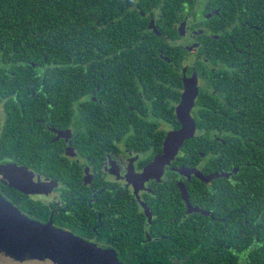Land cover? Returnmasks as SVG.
<instances>
[{"label": "flooded vegetation", "instance_id": "1", "mask_svg": "<svg viewBox=\"0 0 264 264\" xmlns=\"http://www.w3.org/2000/svg\"><path fill=\"white\" fill-rule=\"evenodd\" d=\"M99 1L95 9L110 14L100 18L92 30L106 28L125 17L116 15L120 11L117 6ZM194 3L184 11L178 10V16L169 21L176 34L166 40L172 46L184 48V59L176 56L171 59L160 53L159 48L158 53L152 54L141 53L147 52L142 48L137 49V54L126 52L136 46L84 55L83 69L77 78L79 95L72 99L68 94L63 110H55L60 87L53 83V78L47 91L38 87L37 82L44 83L48 71L16 69L20 64L16 63L14 54H10V63L6 64L0 53V166L14 165L42 186L40 192L26 194L11 187L9 178L0 174V194L22 215L116 254L124 252L132 239L146 246L163 235V230L152 229L158 217L156 211L161 213L162 207L175 213L176 232L180 233L184 218L192 215L182 198L180 183L185 186L190 204L200 210L199 214L219 212L229 216V207L199 197L195 188L197 182H202L212 196L224 185L215 181L226 177L205 183L196 174L189 178L173 170L192 169L201 176L231 174L243 168L236 166L230 147L240 148L241 157L247 155V149L250 154L256 152L251 139L226 133L224 127L216 128L219 122L212 123L209 116L211 100L217 93L210 76L215 66L199 53L206 23L215 11L207 6V0ZM162 7L149 0L141 7L131 5L130 10L141 15L144 33L162 38L160 27L165 24L161 21ZM91 59L93 72L89 69ZM186 68L193 69L198 79V95L190 112L195 135L164 166L161 180H149L136 191L128 178L129 170L139 174L148 169L164 154L168 135L182 128L177 108L185 92ZM22 75H27L34 86H22ZM35 101L43 109L33 111ZM94 125L105 126L106 137L92 130ZM117 125L123 127V133L110 134L108 126ZM12 126L16 132H28L15 151L6 144ZM104 137L108 144L87 149L91 145L89 141H102ZM28 140L30 145L23 143ZM243 164L253 168L251 162ZM235 175L228 179L230 186L236 185ZM175 195L178 198L174 199ZM223 219L226 218L217 217L218 221Z\"/></svg>", "mask_w": 264, "mask_h": 264}, {"label": "trees", "instance_id": "2", "mask_svg": "<svg viewBox=\"0 0 264 264\" xmlns=\"http://www.w3.org/2000/svg\"><path fill=\"white\" fill-rule=\"evenodd\" d=\"M148 1L105 0L101 4L117 6L120 11L116 15L125 17L95 31L92 27L99 19L110 14L95 9L100 5L99 0H0L2 60L9 64L8 57L14 54L16 63L20 64L16 69L48 71L45 82H37L38 87L47 91L53 78V83L60 87L55 110H63L68 94L72 99L79 95L77 78L83 69L84 55L136 46L126 52L137 54V49L142 48L147 52L141 53L152 54L158 53L159 48L160 53L171 59L172 56L185 58L182 46H172L166 40L176 34L169 21L178 16L181 8L184 11L186 6L195 5L196 0H154L156 5L164 6L162 38L144 33L141 15L130 10L131 5L141 7ZM207 6L215 12L206 23L199 54L215 66L210 76L217 93L211 100L209 116L212 123L219 122L216 128L224 127L226 133L251 139L256 152L250 154L247 149V155L241 157L240 148L230 147L236 166L243 169L215 174L217 178L227 179L215 181L224 185L212 196L204 183L195 184L199 197L214 205H226L231 210L229 216L219 212L206 215L192 212L184 218L178 233L175 213L162 207L161 213L156 211L158 217L152 229L163 230V235L146 246L132 239L124 252L116 254L123 264H264V0H207ZM208 34L215 36L207 38ZM89 69L94 71L93 60ZM21 78L22 86H34L27 75ZM34 105L33 111L44 107L37 101ZM70 109L74 111L72 105ZM103 128L91 126L106 137ZM122 129L121 125L108 126L110 134L123 133ZM27 133L10 127L7 147L17 150ZM105 137L102 141H89L91 145L87 149L95 150L100 143L105 146L108 144ZM23 143L30 145L31 141ZM244 161L251 162L253 168L244 165ZM235 173L236 185L230 186L228 179ZM218 216L226 219L218 221ZM163 221L165 226L161 225Z\"/></svg>", "mask_w": 264, "mask_h": 264}, {"label": "water", "instance_id": "3", "mask_svg": "<svg viewBox=\"0 0 264 264\" xmlns=\"http://www.w3.org/2000/svg\"><path fill=\"white\" fill-rule=\"evenodd\" d=\"M185 92L177 108L182 128L170 133L164 143V154L158 157L142 173L129 170L128 178L138 191L149 180H161L164 166L170 164L186 140L195 135V122L191 109L198 95V79L193 69H185ZM180 175L191 177L196 174L206 183L218 175L201 176L192 169H173ZM0 174L6 175L10 186L26 194L40 192V186L25 171L14 165H1ZM182 198L188 206V213L200 212L190 204L185 186L180 183ZM206 215L208 213L201 212ZM0 264H123L112 250H102L69 233L62 232L33 221L15 208L0 194Z\"/></svg>", "mask_w": 264, "mask_h": 264}]
</instances>
